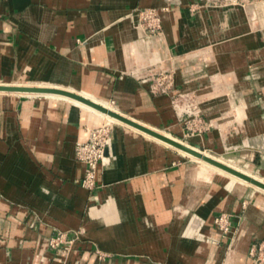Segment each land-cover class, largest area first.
<instances>
[{
    "label": "crops",
    "instance_id": "crops-1",
    "mask_svg": "<svg viewBox=\"0 0 264 264\" xmlns=\"http://www.w3.org/2000/svg\"><path fill=\"white\" fill-rule=\"evenodd\" d=\"M239 1L246 13L236 0H0V84L93 95L264 179V78L252 83L264 77V0ZM137 8L156 10L160 35L135 26ZM160 70L171 90L151 94L144 79ZM175 93L194 95L206 131L185 135ZM104 120L62 95L0 93V264L250 263L264 191L199 172L137 128L113 122L96 186L82 187L74 146ZM53 231L74 238L70 252L52 255Z\"/></svg>",
    "mask_w": 264,
    "mask_h": 264
},
{
    "label": "built area",
    "instance_id": "built-area-1",
    "mask_svg": "<svg viewBox=\"0 0 264 264\" xmlns=\"http://www.w3.org/2000/svg\"><path fill=\"white\" fill-rule=\"evenodd\" d=\"M132 16L134 17V24L137 28L143 31L147 36H156L161 33L160 17L153 8H137L134 10ZM144 81L147 83V89L151 94L155 93H169L173 83L172 73L169 71H160L149 75ZM177 96L183 101L186 95L181 93L172 94L171 105L178 106ZM183 109L177 116L182 120V126L185 135H193L201 133L204 129V123L200 114L197 113L195 106L190 108L191 104L183 105ZM188 109V110H187ZM113 122L105 118L98 126H95L87 131V136L84 141L75 143L74 158L83 165V172L80 177V185L89 190L95 188V173L98 163L103 159L105 149L107 147L109 132ZM213 222L222 234L229 230V220L226 214H219L214 217ZM73 237L68 232H57L55 237L50 238L51 245L62 242L64 246L70 247L69 244L73 242ZM64 240V241H63ZM58 241V243H57ZM256 251L258 256L252 258ZM262 251V252H261ZM264 239L259 242H253L248 247V255L252 258V264H264ZM259 254L263 256L260 258Z\"/></svg>",
    "mask_w": 264,
    "mask_h": 264
},
{
    "label": "water",
    "instance_id": "water-1",
    "mask_svg": "<svg viewBox=\"0 0 264 264\" xmlns=\"http://www.w3.org/2000/svg\"><path fill=\"white\" fill-rule=\"evenodd\" d=\"M0 90H9V91H20V90H24V91H32V92H38V93H51V94H57V95H62L71 99H74L76 101H79L93 109H96L102 113H105L111 117H114L116 119H118L119 121L126 123L134 128H137L161 141H164L166 143H168L170 146L175 147L177 149H180L182 151H185L187 153L193 154L197 157L202 158L203 160L237 176L240 177L241 179H244L246 181H248L249 183H252L254 185H257L259 187H261L262 189H264V184L257 181L256 179L245 175L231 167H228L222 163H219L205 155H202L199 151L192 149L191 147L187 146V145H183L181 142H177L172 138H169L157 131H154L148 127H145L139 123H136L134 121H132L131 119H128L126 117H124L123 115H120L119 113H116L114 111H111L109 109H106L105 107L77 94L74 93L72 91H68V90H64V89H59V88H54V87H13V86H7V85H0Z\"/></svg>",
    "mask_w": 264,
    "mask_h": 264
},
{
    "label": "rangeland",
    "instance_id": "rangeland-1",
    "mask_svg": "<svg viewBox=\"0 0 264 264\" xmlns=\"http://www.w3.org/2000/svg\"><path fill=\"white\" fill-rule=\"evenodd\" d=\"M258 0H249L248 2H257ZM236 2L237 3H239V4H245L247 1H239V0H236ZM224 3V1H217L216 3L215 2H213V3H208V5H220V4H223ZM197 10L196 9H191V10H189V13H195ZM161 34V33H160ZM263 41H264V39H263ZM160 46H162V48L164 49V47H165V43L164 42H161L160 43ZM158 56H160L159 54H158ZM162 56H164V54H162L160 57H162ZM250 66V65H249ZM258 66V65H257ZM248 68H251V66L250 67H248ZM170 72V71H169ZM264 77H257V78H255L254 79V77L252 78V83L254 82V83H259L258 81L259 80H261V79H263ZM0 85H7V86H12V85H15V83L14 82H12V83H7V84H0ZM26 85H30L29 83H26ZM259 93V90H257L256 88H255V93ZM18 94H21V93H18ZM34 95V94H33ZM173 99H176V101H178L176 104L178 105V106H181V104H183V105H186V103L187 104H191V106H190V108L192 109L193 107L192 106H195V108L196 109H198V107L195 105V98H194V95L193 94H191V93H189V94H187L186 95V98H185V100L183 101L182 99L180 100L177 96H174L173 97ZM238 101H240L241 99H237ZM234 103H236V101L235 102H233V104ZM193 110V109H192ZM235 111V110H234ZM236 114H238V113H236ZM105 118V117H104ZM201 119L203 120V118L201 117ZM108 120V119H107ZM109 121H111V120H109ZM111 122H121V121H119L118 119H116L115 121H111ZM203 123H204V129H203V131H206V125H205V122L203 121ZM202 131V132H203ZM164 135H166V136H169V137H172V136H170V135H168V134H164ZM194 135V134H193ZM188 136H192V135H190V134H188ZM172 138H174V137H172ZM174 139H176V138H174ZM159 140V139H158ZM178 140V139H177ZM161 141V140H160ZM180 141V140H179ZM163 142V141H162ZM182 144L184 143V145H187L186 143H185V141H184V139H181V141H180ZM164 143V142H163ZM165 144V143H164ZM166 145V144H165ZM168 146V145H167ZM187 146H189V145H187ZM172 147V146H171ZM189 147H191L192 149H196V150H198V151H200L203 155H206V156H208V157H210V158H213V159H216V160H218L219 162H222V163H227V161L226 160H228V162L231 164V165H233V167H237V168H239V169H241V170H244V171H247L241 164H238V163H236V161L234 160V159H232V157H230V155L231 154H223V155H217V154H215V153H213L212 151H210V150H202V149H197L196 147H193L191 144H190V146ZM174 149H176L175 147H173ZM178 150V149H177ZM179 151V150H178ZM182 153V152H181ZM183 155V157H184V159H186L187 160V163H190V158L189 157H191V158H193L192 156H190V155H188V154H182ZM188 155V156H187ZM223 160H222V159ZM194 159V158H193ZM196 162H197V164L200 162L199 160H196V159H194ZM200 164V163H199ZM205 167H207V169H210V167L209 166H207V165H204ZM214 172L215 173H217V175H221V176H225V177H232V178H234L233 176H230V175H226V174H223V173H220V172H218L217 170H214ZM204 173H206V172H204ZM250 174H251V176H253L254 178H256V179H260V177H258L256 174H258V173H254V172H249ZM207 174H209V173H207ZM213 174V173H212ZM211 174V175H212ZM236 179V178H235ZM260 189V188H259ZM262 190V189H261ZM262 191H264V190H262ZM57 232H67V231H53V233L49 236V237H47V242H46V245H47V248L49 249V251L52 253V255L53 256H59V255H61V253L62 252H70L71 251V248H72V243L71 244H69L70 245V247H67V246H64V244H62V242H60L59 244H52L51 245V240H50V238H52V237H55V235H56V233ZM225 236H227L228 235V232L227 233H225L224 234ZM264 239V238H263ZM64 241V240H63ZM259 242V241H258ZM57 243H58V241H57ZM220 246V249L223 251L224 249H225V247H226V243L223 245V244H219ZM262 252V251H261ZM264 252V251H263ZM258 256V251H256V254L252 257L253 259L254 258H256ZM263 255L262 254H259V257L261 258Z\"/></svg>",
    "mask_w": 264,
    "mask_h": 264
},
{
    "label": "bare ground",
    "instance_id": "bare-ground-1",
    "mask_svg": "<svg viewBox=\"0 0 264 264\" xmlns=\"http://www.w3.org/2000/svg\"><path fill=\"white\" fill-rule=\"evenodd\" d=\"M251 5V4H250ZM255 9H258L259 11L260 10H262V7H261V4H258V5H256L255 7H254ZM237 10L240 12V13H246V11H247V4H245V5H241V6H237ZM260 29V28H259ZM258 29V30H259ZM160 71H165V70H160ZM160 71H158V72H160ZM157 73V72H156ZM152 75V74H151ZM15 83V85H12L13 87H44V85H26V83L25 82H14ZM58 88V87H57ZM5 92H11V93H21V94H44V95H57V94H51V93H38V92H32V91H24V90H20V91H9V90H0V93H5ZM77 94H79V95H81V96H83V97H85V98H87V99H89V100H91V101H93V102H95V103H97V104H99V105H101V106H103V107H105L106 109H109V110H111V111H114V109L106 102V101H104V100H101V99H98L97 97H95V96H93V95H88V94H85V93H77ZM71 101L73 102V103H75V104H77V105H79V106H81V107H83V108H86V109H88V110H90V111H93V112H95L96 114H98V115H100V116H102V117H105L106 119H108V120H111V121H115L116 120V118H114V117H111V116H109V115H107V114H105V113H102V112H100V111H98V110H96V109H93V108H91V107H89V106H87V105H85V104H83V103H81V102H79V101H76V100H74V99H71ZM195 105L197 106V103H195ZM175 107H180L179 109H180V111H182L183 109H185L184 108V106H175ZM188 110V109H187ZM114 112H116V111H114ZM117 113V112H116ZM197 113L198 114H200L199 113V109H197ZM126 124V123H125ZM126 125H128V124H126ZM130 126V125H129ZM160 133V132H159ZM161 134H163V133H161ZM148 135V134H147ZM164 135V134H163ZM166 136V135H165ZM197 136V135H196ZM167 137H169V136H167ZM169 138H172V137H169ZM172 139H174V138H172ZM175 141H177V142H180L179 140H177V139H174ZM164 142V141H163ZM166 145H168V146H170L168 143H166V142H164ZM183 145H184V143H183ZM177 149V148H176ZM180 152H182V153H184V154H188V155H190V156H192L194 159H196V160H199L200 162V164L198 163V166H197V168H198V170H199V172H206V174L207 173H210V174H212V173H215L214 172V170H217L218 172H220V173H223V174H226V175H230V176H233L234 178H236L237 180H239L240 182H242V183H245V184H248V185H254V184H252V183H249L248 181H246V180H244V179H241L240 177H237V176H235V175H233V174H231V173H229V172H227V171H225V170H223V169H221V168H219V167H217V166H215V165H213V164H211V163H209V162H207V161H205V160H203L202 158H200V157H197V156H195V155H193V154H190V153H187V152H185V151H182V150H180V149H178ZM194 150H196V149H194ZM198 151V150H197ZM200 152V151H199ZM201 153V152H200ZM202 154V153H201ZM203 155V154H202ZM206 156V155H205ZM208 157V156H207ZM210 158V157H209ZM211 159H213V158H211ZM213 160H215V161H217V162H219L218 160H216V159H213ZM219 163H222V162H219ZM222 164H224V163H222ZM204 165H207V166H209L210 167V169H207V167H205ZM224 165H226V166H228V167H231V168H233V169H235V170H237V171H239V172H241V173H243V174H245V175H248V176H250V177H252V178H254L253 176H251V174L248 172V171H244V170H241V169H239V168H237V167H233V165H231L230 163H225ZM205 174V175H206ZM254 179H256V178H254ZM257 181H259V182H261V183H263L264 184V179L263 178H260V179H256ZM255 187H257V188H260V189H262L261 187H259V186H257V185H254ZM262 190H264V189H262ZM222 214H224V213H222ZM65 253H67V252H65ZM248 259H249V261H250V263L249 264H252V262H253V260H252V258L248 255Z\"/></svg>",
    "mask_w": 264,
    "mask_h": 264
}]
</instances>
